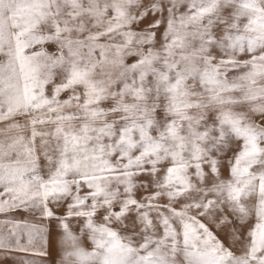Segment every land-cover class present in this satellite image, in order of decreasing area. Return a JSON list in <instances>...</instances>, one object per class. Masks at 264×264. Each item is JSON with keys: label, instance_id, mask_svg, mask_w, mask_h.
<instances>
[{"label": "snow or ice", "instance_id": "snow-or-ice-1", "mask_svg": "<svg viewBox=\"0 0 264 264\" xmlns=\"http://www.w3.org/2000/svg\"><path fill=\"white\" fill-rule=\"evenodd\" d=\"M0 215L18 264H264V0H0Z\"/></svg>", "mask_w": 264, "mask_h": 264}, {"label": "rangeland", "instance_id": "rangeland-1", "mask_svg": "<svg viewBox=\"0 0 264 264\" xmlns=\"http://www.w3.org/2000/svg\"><path fill=\"white\" fill-rule=\"evenodd\" d=\"M15 216L17 219H20V220L30 219L29 214L25 213V212H17V213H15ZM3 219H5V217L0 215V221H2ZM16 255H17V257H19V256H22L23 254H16ZM26 258L31 259L32 257H26ZM0 264H18V261H14L12 259H8L6 261L0 260Z\"/></svg>", "mask_w": 264, "mask_h": 264}]
</instances>
